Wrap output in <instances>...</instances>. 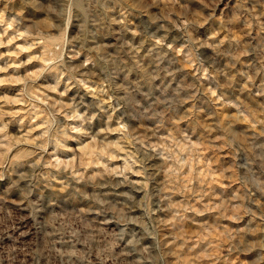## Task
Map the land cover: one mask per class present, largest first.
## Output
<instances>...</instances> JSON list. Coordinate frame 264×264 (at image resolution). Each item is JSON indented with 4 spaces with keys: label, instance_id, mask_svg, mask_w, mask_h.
<instances>
[{
    "label": "rangeland",
    "instance_id": "1",
    "mask_svg": "<svg viewBox=\"0 0 264 264\" xmlns=\"http://www.w3.org/2000/svg\"><path fill=\"white\" fill-rule=\"evenodd\" d=\"M0 264H264V0H0Z\"/></svg>",
    "mask_w": 264,
    "mask_h": 264
}]
</instances>
